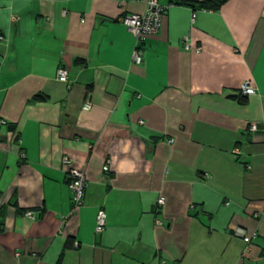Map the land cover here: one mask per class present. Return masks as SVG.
Segmentation results:
<instances>
[{
	"label": "crops",
	"instance_id": "crops-1",
	"mask_svg": "<svg viewBox=\"0 0 264 264\" xmlns=\"http://www.w3.org/2000/svg\"><path fill=\"white\" fill-rule=\"evenodd\" d=\"M120 1L0 0V264H264V0Z\"/></svg>",
	"mask_w": 264,
	"mask_h": 264
},
{
	"label": "built area",
	"instance_id": "built-area-1",
	"mask_svg": "<svg viewBox=\"0 0 264 264\" xmlns=\"http://www.w3.org/2000/svg\"><path fill=\"white\" fill-rule=\"evenodd\" d=\"M125 0H121L120 3L123 4ZM147 11L144 14H125L119 21L132 33L136 39V48L133 54V61L136 64H141L143 62L144 52L142 46L145 44L146 40L157 34L162 26L164 13L166 6L161 3L160 0H148L147 1ZM194 19V18H193ZM13 21H17V18H13ZM3 36L0 35V41H3ZM186 48L191 49L190 40L186 38ZM201 48H197L199 51ZM58 80L61 82H67L68 80V70L66 68H60L58 71ZM240 95L243 97L254 96L257 93V89L252 85L251 82H245L240 88ZM89 105L86 106V109ZM0 123L4 124V121ZM250 130L252 132L256 131L255 125H252ZM63 165L66 168L68 177V186L72 192V211L71 216H73L84 204V195L86 188L85 173L83 170L73 167L72 162L68 157L63 158ZM103 170L105 172L109 171V163H107ZM165 204V198L161 197L158 201V205ZM27 217L35 219L33 212H28ZM161 225L160 221L156 222ZM107 227V214L104 209H100L97 214V225L96 232L102 233ZM238 234L244 235L243 230H238ZM244 241L246 243L251 242V237L244 236Z\"/></svg>",
	"mask_w": 264,
	"mask_h": 264
},
{
	"label": "trees",
	"instance_id": "trees-1",
	"mask_svg": "<svg viewBox=\"0 0 264 264\" xmlns=\"http://www.w3.org/2000/svg\"><path fill=\"white\" fill-rule=\"evenodd\" d=\"M230 0H206L198 3H194V5H198L200 8L205 10L217 11L219 10L224 4H226ZM186 5H193L189 2H183Z\"/></svg>",
	"mask_w": 264,
	"mask_h": 264
}]
</instances>
